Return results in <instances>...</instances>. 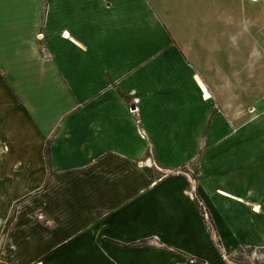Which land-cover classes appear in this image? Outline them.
<instances>
[{
	"label": "crops",
	"instance_id": "crops-1",
	"mask_svg": "<svg viewBox=\"0 0 264 264\" xmlns=\"http://www.w3.org/2000/svg\"><path fill=\"white\" fill-rule=\"evenodd\" d=\"M168 5L0 0V262L264 246V46L243 53L210 14L171 27Z\"/></svg>",
	"mask_w": 264,
	"mask_h": 264
},
{
	"label": "rangeland",
	"instance_id": "rangeland-1",
	"mask_svg": "<svg viewBox=\"0 0 264 264\" xmlns=\"http://www.w3.org/2000/svg\"><path fill=\"white\" fill-rule=\"evenodd\" d=\"M167 3H169L167 8L172 10L171 18L173 22L169 23V26L171 27L179 28L180 30H188L190 24L189 20L199 21L203 17L210 14L211 17H217V30H228L233 33L234 45L242 42L243 53L247 51L248 47L250 48V45L256 49L257 47H262V45L264 46V0H193L192 2H190V0H167ZM241 33H243V35H247L248 38H240ZM250 52V54L254 55L255 57L259 56L258 50L253 49ZM236 55L237 53L234 54V57H236ZM234 64L236 65L237 62ZM252 88L256 89L257 87H250V98L253 96H258L252 94ZM179 171L181 173L183 172L182 169ZM188 172L190 175H192V171L189 170ZM192 184H194L193 177L190 178V190H192ZM194 200L200 211V214L201 212H204L207 215L205 227L208 228L212 233L213 238L218 240V237H215L213 223L205 204L199 197L195 195ZM14 214V211H12L8 222H10V220L13 218ZM6 227L7 226L3 228V234L7 230ZM216 250V264H264V246L255 247L243 245L228 248L217 242ZM197 263L207 264V262L201 259L198 260ZM0 264L9 263L0 262ZM88 264H97V262L90 261Z\"/></svg>",
	"mask_w": 264,
	"mask_h": 264
},
{
	"label": "built area",
	"instance_id": "built-area-1",
	"mask_svg": "<svg viewBox=\"0 0 264 264\" xmlns=\"http://www.w3.org/2000/svg\"><path fill=\"white\" fill-rule=\"evenodd\" d=\"M204 96H205V94H204ZM189 194V196L191 197V198H194V196L192 195V193H188ZM201 216H202V219H203V221H204V223H205V220H207V215L203 212H201ZM208 229V228H207ZM209 230V229H208Z\"/></svg>",
	"mask_w": 264,
	"mask_h": 264
},
{
	"label": "trees",
	"instance_id": "trees-1",
	"mask_svg": "<svg viewBox=\"0 0 264 264\" xmlns=\"http://www.w3.org/2000/svg\"><path fill=\"white\" fill-rule=\"evenodd\" d=\"M48 144H49V141L46 143V147H45L46 153L48 152Z\"/></svg>",
	"mask_w": 264,
	"mask_h": 264
},
{
	"label": "bare ground",
	"instance_id": "bare-ground-1",
	"mask_svg": "<svg viewBox=\"0 0 264 264\" xmlns=\"http://www.w3.org/2000/svg\"><path fill=\"white\" fill-rule=\"evenodd\" d=\"M205 96H207V94L205 93Z\"/></svg>",
	"mask_w": 264,
	"mask_h": 264
}]
</instances>
